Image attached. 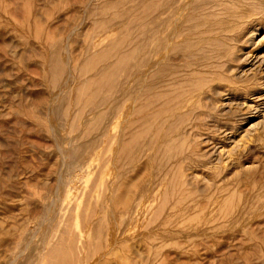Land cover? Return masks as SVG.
I'll return each mask as SVG.
<instances>
[{"label":"rangeland","instance_id":"374dc122","mask_svg":"<svg viewBox=\"0 0 264 264\" xmlns=\"http://www.w3.org/2000/svg\"><path fill=\"white\" fill-rule=\"evenodd\" d=\"M140 25L164 65L111 68ZM263 36L264 0H0V264H264Z\"/></svg>","mask_w":264,"mask_h":264},{"label":"bare ground","instance_id":"6f19581e","mask_svg":"<svg viewBox=\"0 0 264 264\" xmlns=\"http://www.w3.org/2000/svg\"><path fill=\"white\" fill-rule=\"evenodd\" d=\"M200 1V0H199ZM196 2H197V0H196ZM203 2V1H202ZM206 1H204V3H205ZM209 2V1H208ZM191 3V2H190ZM193 3V2H192ZM192 3L190 4V5H192ZM189 5V4H188ZM194 5H196V4H194ZM202 5V3L200 4V5H198L199 7H202L201 6ZM204 5V4H203ZM197 6V5H196ZM207 6V5H206ZM193 6H191V8H192ZM159 6H156V8H155V12L156 13H158L157 11H159ZM183 8H184V6H183ZM190 9V8H189ZM189 9H187L186 8V10H189ZM185 10V9H184ZM179 14V13H178ZM205 16V15H204ZM199 18V17H198ZM150 20H151V18H150ZM179 20V19H178ZM196 20V19H195ZM192 21H194V20H192ZM169 22V21H168ZM176 22V21H175ZM164 23H165V21H164ZM177 23V22H176ZM175 23V24H176ZM191 23H193V22H190L189 24H191ZM195 23V22H194ZM141 24L143 25V22H141ZM142 25H140L139 27H140V30H141V34H140V37H139V40H138V47H136L133 51H132V53H126V54H122L119 58H118V60L116 59V63H115V65H113V66H111V68H114V67H116V69H118V70H121L122 71V73H124L127 69H129V68H132V67H137V68H140V67H143V66H145V65H147V64H149V66L151 67V64L153 63L154 65H155V67L157 68H159V67H161V65H164L163 63H165L164 61L166 60V56L163 58V60H162V62L161 61H158L155 57L151 60L149 57H147V56H145L143 53H144V49H143V46H144V43H143V41H145L146 39V35H150V37L151 38H153L154 36H156V32H155V29H148L147 27H142ZM195 25V24H194ZM155 26V25H154ZM153 26V27H154ZM191 26L192 25H190V28H191ZM219 26V25H218ZM192 28H193V26H192ZM258 28V27H257ZM262 29V28H261ZM76 30V29H75ZM177 30V29H176ZM179 34V33H178ZM201 34V33H200ZM246 36L248 37V35L246 34ZM245 36V37H246ZM258 36V31L256 32V31H253V32H251V37L253 38V39H256V37ZM224 37V36H223ZM246 37V38H247ZM264 37V36H263ZM173 38V37H172ZM228 38V37H227ZM250 38V37H249ZM175 40L177 39V38H174ZM219 39V38H218ZM262 39V38H261ZM264 39V38H263ZM201 40V39H200ZM206 40V39H205ZM246 40V39H245ZM173 41V40H172ZM196 41V40H195ZM220 41H221V39H220ZM260 41V40H259ZM258 41V42H259ZM150 42H151V39H150ZM258 42H257V44H258ZM173 43V42H172ZM186 43V42H185ZM152 44V43H151ZM154 44H155V42H153V46H154ZM184 44V43H183ZM182 44V45H183ZM180 46V45H179ZM187 46V45H186ZM207 46V45H206ZM155 47V46H154ZM172 47V46H171ZM169 48V47H168ZM175 49V48H174ZM183 49V48H182ZM198 49V48H197ZM201 49V48H200ZM200 49H199V51H200ZM230 49V48H229ZM253 49V48H252ZM176 50V49H175ZM174 50V51H175ZM207 50V49H206ZM228 50V49H227ZM167 51V50H166ZM170 51H171V49H170ZM182 51H184V50H182ZM195 52H198V51H196L195 50ZM67 53V52H66ZM192 53V52H191ZM194 53V52H193ZM69 54V53H68ZM186 54V53H185ZM140 55H142L141 56V58L142 59H138V61H136L135 60V56H140ZM189 55V54H188ZM193 55V54H192ZM254 55V54H253ZM257 55V54H256ZM168 56V55H167ZM217 56V55H216ZM234 56V55H233ZM261 56V55H260ZM187 57V56H186ZM198 57H200V56H198ZM245 58V57H244ZM241 59V58H240ZM239 59V60H240ZM255 59V58H254ZM69 60H70V58H69ZM242 61H243V59H241ZM71 61V60H70ZM200 61V60H199ZM256 61H258V60H256ZM156 62V63H155ZM70 63V62H69ZM69 63H67V64H69ZM147 63V64H146ZM193 63V62H192ZM258 63H259V61H258ZM263 63H264V61H263ZM256 64V63H255ZM260 64V63H259ZM58 65L60 66V63H58ZM256 66V65H255ZM261 67V66H260ZM157 68V69H158ZM237 68V67H236ZM262 68V67H261ZM237 70V69H236ZM261 71V70H260ZM154 72H153V69L152 68H149L148 69V72H147V75H146V79L144 80V84L142 85V87L143 88H141L140 90H139V94L140 93H143V92H145V87H144V85L147 83V81H148V79H149V77L153 74ZM242 73V72H241ZM262 73V72H261ZM244 75H245V71H244V73H243ZM72 75H73V73H72ZM186 75V74H185ZM261 76V75H260ZM264 76V75H263ZM74 77V76H73ZM156 76H154V78H155ZM174 77V76H173ZM205 78V77H204ZM180 79H182V78H180ZM206 79V78H205ZM208 79V78H207ZM254 79V78H253ZM257 79V78H256ZM170 80V79H169ZM176 80V79H175ZM190 80H192V79H190ZM199 80V79H198ZM153 81V80H152ZM179 82H182V81H180V80H178ZM261 82V81H260ZM216 83H219V82H216ZM252 84H255V82L253 83V82H251ZM153 84V83H152ZM228 84V83H227ZM250 85V84H249ZM252 86V85H251ZM262 86L264 87V84H262ZM212 87V86H211ZM229 87V86H228ZM239 87H240V85H239ZM238 87V88H239ZM247 87V86H246ZM245 87V88H246ZM258 87V86H257ZM231 88V87H230ZM232 88H234V87H232ZM237 88V87H236ZM244 88V87H243ZM248 88V87H247ZM259 88H260V86H259ZM262 88V87H261ZM128 90V89H127ZM172 90H174V89H172ZM179 90V89H178ZM206 90V89H205ZM174 92V91H173ZM62 93H64V92H62ZM172 93V92H171ZM205 93V92H204ZM224 93V92H223ZM261 93H262V91H261ZM262 95V94H261ZM200 96H202L201 94H200ZM216 96H218V95H216ZM220 96V95H219ZM253 96V95H252ZM60 97L61 96H58V97H56V98H54L53 100H51V102H50V104H51V106H52V104H56V103H58L59 102V100H60ZM151 97V96H150ZM156 97V96H155ZM139 98V97H138ZM137 98V99H138ZM137 99H134V102H137ZM247 101V100H246ZM206 102V101H205ZM133 103V102H132ZM149 103V102H148ZM136 104V103H135ZM134 104V105H135ZM147 104V103H146ZM222 104V103H221ZM53 105V106H54ZM251 105V104H250ZM250 105H247V106H249V108H251V106ZM252 107H254L255 108V106H252ZM54 109V108H53ZM132 109H134V108H132ZM256 109V108H255ZM257 109H259V108H257ZM52 110V109H51ZM136 110V109H135ZM254 110V109H253ZM53 111V110H52ZM139 111V110H138ZM256 111V110H255ZM258 111V110H257ZM256 111V112H257ZM132 112H134V111H132ZM247 112V111H246ZM252 112V111H251ZM255 112V113H256ZM263 112V111H262ZM250 113V112H249ZM49 114V113H48ZM250 114H252V113H250ZM50 115V114H49ZM48 115V116H49ZM53 115V114H52ZM151 115V114H150ZM254 115V114H253ZM264 115V114H263ZM249 116V115H248ZM256 116H257V114H256ZM52 117V116H51ZM145 117V116H144ZM251 117V116H250ZM259 117V116H258ZM53 118V117H52ZM51 118V119H52ZM245 118V117H244ZM262 118V117H261ZM128 119V118H127ZM142 119V118H141ZM248 120V119H247ZM259 120V119H258ZM257 120V121H258ZM262 120V119H261ZM137 121V120H136ZM126 123V122H125ZM131 123V122H130ZM248 123V122H247ZM258 123V122H257ZM256 123V124H257ZM122 124V123H121ZM123 124H124V122H123ZM261 124L262 125H264V119L261 121ZM251 125V124H250ZM258 125H260V124H257V125H254L255 127L256 126H258ZM50 127H52V125L50 126ZM252 126H250V128H251ZM262 127V126H261ZM260 127V128H261ZM138 128V127H137ZM136 128V129H137ZM255 129V128H254ZM253 129V130H254ZM52 131V130H51ZM248 131H249V129H248ZM247 132V130H245V133ZM119 141V140H118ZM57 142V141H56ZM136 143V142H135ZM119 144V143H118ZM60 148V147H59ZM60 151V150H59ZM116 159V158H115ZM215 159V158H214ZM64 160V159H63ZM64 163H66V162H64ZM54 201H56V200H54ZM154 207V206H153ZM49 211V210H48ZM50 212V211H49ZM147 212V211H146ZM47 220V219H46ZM39 233V232H38ZM39 237V236H38ZM35 238V237H34ZM36 239V238H35ZM34 242V241H33ZM29 245V244H28ZM27 245V246H28ZM31 245V244H30ZM29 247V246H28ZM113 249V248H112ZM22 251V250H21ZM26 252V251H25ZM15 255H17V254H15ZM24 256V255H23ZM18 258V257H17ZM21 258V257H20ZM14 260V259H13ZM19 260V259H18ZM15 261V260H14ZM16 263H17V261H15ZM12 263V262H11Z\"/></svg>","mask_w":264,"mask_h":264}]
</instances>
